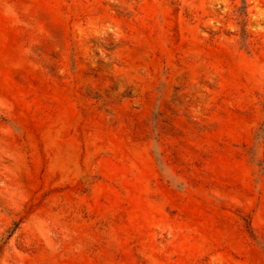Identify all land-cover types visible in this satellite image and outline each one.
Returning <instances> with one entry per match:
<instances>
[{"label": "rangeland", "instance_id": "374dc122", "mask_svg": "<svg viewBox=\"0 0 264 264\" xmlns=\"http://www.w3.org/2000/svg\"><path fill=\"white\" fill-rule=\"evenodd\" d=\"M0 264H264V0H0Z\"/></svg>", "mask_w": 264, "mask_h": 264}]
</instances>
